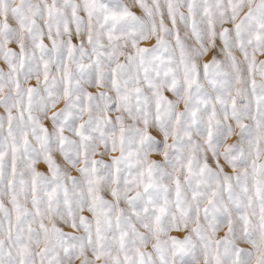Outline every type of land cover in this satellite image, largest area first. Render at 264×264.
I'll use <instances>...</instances> for the list:
<instances>
[{"label": "snow or ice", "instance_id": "1", "mask_svg": "<svg viewBox=\"0 0 264 264\" xmlns=\"http://www.w3.org/2000/svg\"><path fill=\"white\" fill-rule=\"evenodd\" d=\"M258 56L264 0H0V264H264Z\"/></svg>", "mask_w": 264, "mask_h": 264}, {"label": "rangeland", "instance_id": "2", "mask_svg": "<svg viewBox=\"0 0 264 264\" xmlns=\"http://www.w3.org/2000/svg\"><path fill=\"white\" fill-rule=\"evenodd\" d=\"M125 2H128V0H125ZM135 10V9H134ZM154 43V41L152 42ZM141 46H146V42L145 43H142ZM210 58V57H209ZM258 60H264V56H258L257 57ZM0 67H3V65H0ZM34 83V82H33ZM167 95H169V98H171V94L170 93H167ZM63 105L61 104L60 107H62ZM0 114H3V109H0ZM155 159H160V157L156 156V157H153ZM41 170H46L45 166L43 164L39 165L38 166ZM66 231L68 229H65ZM171 235H182L181 233H176V232H172ZM220 235H223V233H220ZM76 264H79V261L76 262Z\"/></svg>", "mask_w": 264, "mask_h": 264}]
</instances>
